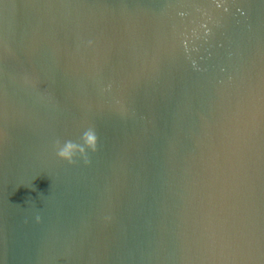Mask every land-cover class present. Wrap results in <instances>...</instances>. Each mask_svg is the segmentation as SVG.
<instances>
[{
    "label": "water",
    "instance_id": "1",
    "mask_svg": "<svg viewBox=\"0 0 264 264\" xmlns=\"http://www.w3.org/2000/svg\"><path fill=\"white\" fill-rule=\"evenodd\" d=\"M0 264H264V0H4Z\"/></svg>",
    "mask_w": 264,
    "mask_h": 264
},
{
    "label": "clouds",
    "instance_id": "2",
    "mask_svg": "<svg viewBox=\"0 0 264 264\" xmlns=\"http://www.w3.org/2000/svg\"><path fill=\"white\" fill-rule=\"evenodd\" d=\"M91 45V41L88 42ZM109 88L111 85L108 86ZM97 136L92 129L85 131L79 143L70 140L64 141L56 140L54 143V151L57 158L67 161L69 164L75 163L77 160H82L84 164L89 163V153H94L97 150ZM36 221H40V216L35 217ZM110 219L108 217L105 218Z\"/></svg>",
    "mask_w": 264,
    "mask_h": 264
},
{
    "label": "snow or ice",
    "instance_id": "3",
    "mask_svg": "<svg viewBox=\"0 0 264 264\" xmlns=\"http://www.w3.org/2000/svg\"><path fill=\"white\" fill-rule=\"evenodd\" d=\"M3 2H4V0H0V5H2V4H3Z\"/></svg>",
    "mask_w": 264,
    "mask_h": 264
}]
</instances>
